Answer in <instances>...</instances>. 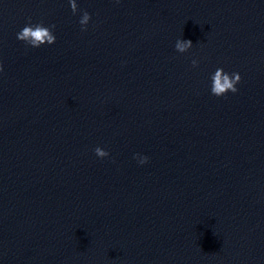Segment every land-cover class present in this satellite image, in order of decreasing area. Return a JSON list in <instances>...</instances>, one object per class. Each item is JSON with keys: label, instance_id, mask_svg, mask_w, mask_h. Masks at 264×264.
Here are the masks:
<instances>
[{"label": "clouds", "instance_id": "1", "mask_svg": "<svg viewBox=\"0 0 264 264\" xmlns=\"http://www.w3.org/2000/svg\"><path fill=\"white\" fill-rule=\"evenodd\" d=\"M69 4L72 10V13L75 15L78 11V6L76 0H69ZM91 17L87 11H84L81 19L79 20L80 25L82 26V31L86 30V26L89 23ZM55 25L50 27L44 26V24L37 23L31 24L29 22L25 25L20 32L17 33V39L25 42L33 48H39L44 44H54L56 41V36L53 34L52 29ZM192 47L191 40H177L175 48L178 52L184 53ZM197 61L193 60V67L197 66ZM3 71V66L0 64V72ZM241 81V76L238 72L228 74L224 71L223 68H217L214 74L211 76V93L217 97L224 96L228 92L236 93L238 91L236 85ZM96 156L100 158L107 157L109 153L100 147L94 149ZM139 163L145 164L148 162V157H140L137 154Z\"/></svg>", "mask_w": 264, "mask_h": 264}]
</instances>
